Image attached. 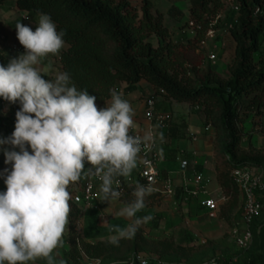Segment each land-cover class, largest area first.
I'll return each mask as SVG.
<instances>
[{"label":"clouds","instance_id":"9594fccd","mask_svg":"<svg viewBox=\"0 0 264 264\" xmlns=\"http://www.w3.org/2000/svg\"><path fill=\"white\" fill-rule=\"evenodd\" d=\"M15 29L25 52L7 66L0 64V98L21 105L14 131L0 137L4 163L11 165L0 172L6 185L0 192V264H34L39 259L57 264L53 253L63 244L71 212L68 189L79 182L86 163L102 181L103 199H119L122 192L112 187L114 178L131 175L142 143L151 137L131 134L134 111L115 91L111 104L98 108L96 97L78 90L69 73L54 80L41 75L37 67L41 58L56 55L65 46L66 33L57 31L50 15L41 13L34 31L21 22ZM154 191L151 183L136 184L134 199L117 213L130 223L110 229L116 233L111 243L133 238L151 219L136 214Z\"/></svg>","mask_w":264,"mask_h":264},{"label":"trees","instance_id":"16d2710c","mask_svg":"<svg viewBox=\"0 0 264 264\" xmlns=\"http://www.w3.org/2000/svg\"><path fill=\"white\" fill-rule=\"evenodd\" d=\"M6 1L0 0V7ZM238 2V22L230 31L234 55L229 75L221 77L208 69L197 81L189 75L177 53L180 44L172 42L164 14L151 0H142L140 9L129 0H14V5L27 17L50 15L57 31H65L63 39L68 47L58 57L62 72L70 74L71 83L78 90L86 89L95 96L98 108H104L119 83L131 89L144 80L155 92L162 90L167 99L187 102L191 108H197L206 124L223 130L226 138L223 151L231 171L234 167L264 166V161L238 155L243 134L240 125L251 115L264 116V50L261 49L264 0ZM223 7V0H191L186 26L195 35L188 39L190 44L205 38L211 21ZM152 38L157 40V45L152 43ZM0 64L7 66L2 52ZM4 102L9 104V111L0 112V137L12 134L15 113L21 107L19 101L13 104L0 98V105ZM161 131L169 141L185 139V133L173 122L168 130ZM84 178L86 168L81 180ZM114 180L124 186L121 201L130 203L134 199L132 191L140 181L127 185L125 177ZM232 183L238 190L233 180ZM70 204L71 214L78 219L82 209L73 197Z\"/></svg>","mask_w":264,"mask_h":264},{"label":"rangeland","instance_id":"374dc122","mask_svg":"<svg viewBox=\"0 0 264 264\" xmlns=\"http://www.w3.org/2000/svg\"><path fill=\"white\" fill-rule=\"evenodd\" d=\"M5 8L13 12L12 17L17 16L10 0L6 2ZM221 13L222 19L217 23V34L214 40L215 45L220 48L223 44L222 36L227 32L228 18L231 16L226 4ZM168 22L172 30L176 25L172 20ZM179 30L171 32V40L173 43L180 44L177 53L184 60L189 75L195 81L200 80L208 69L216 71L221 77L229 75V66L233 57L230 58L227 66L221 67L220 59L218 61L217 58L213 63L207 57L213 50L212 44L208 49V47H201L199 43L190 44L186 38L180 40ZM0 35H5L4 42L11 50L13 45H17L23 51L20 54L25 52L17 39L15 28H9L1 23ZM151 41L157 45L155 38ZM261 49L264 50V36L261 37ZM46 57L41 58V61ZM154 92L153 87L143 83L139 86V93L135 97L130 99L124 97V99L133 107H138ZM156 98L157 110L171 114L172 122L185 133V140L188 143H193V134L188 132V127L191 125L194 131H197V140L194 142L195 151L201 153L203 157L213 155L205 173L209 178L211 194L218 200L220 206L217 216L215 218L207 216L193 198L180 197L179 185L183 183V177L179 159L189 158L191 153L181 152L175 148L176 143L164 137L160 129L159 149L164 155V160L160 163V171L163 176L170 175L174 179L177 185L176 196L169 199L153 192L146 197V206L136 216L138 218L151 216V219L140 225L133 238L121 239L118 244H113L110 240L116 233L110 229L113 226L123 228L130 223L128 219L117 215L126 204L121 199L105 201L101 190H97V205L104 213L106 220L99 221L94 211L81 213L78 219H74L70 212L63 244L53 253L57 264H60V261L64 264H85L89 259H100L102 264H132L133 257L137 255L148 259L149 264L153 263L152 259H160L167 263L202 264L204 260L217 256L233 260L234 264H264V214L254 224V238L248 247L241 249L234 243L232 230L241 215L242 197L232 183L231 171L224 155L223 146L226 138L223 130L213 124H206L205 119L198 114V109L191 108L187 102H177L160 94L156 95ZM8 111L9 106L2 103L0 112L5 114ZM207 126H210L209 130H206ZM240 127L243 129V134L238 155H248L264 161V116L251 115ZM3 148L19 151V148L13 149L10 145H4ZM29 151H31L30 148ZM4 159V152L0 150V172L5 168L11 169V165H6ZM136 175L135 168L130 176L125 177L126 184L134 185L137 182ZM84 181L85 178L69 186L68 190L72 197L81 194ZM98 186L101 188V185ZM5 190L4 179L0 176V192ZM34 264H46V261L39 259Z\"/></svg>","mask_w":264,"mask_h":264},{"label":"built area","instance_id":"2783aa9c","mask_svg":"<svg viewBox=\"0 0 264 264\" xmlns=\"http://www.w3.org/2000/svg\"><path fill=\"white\" fill-rule=\"evenodd\" d=\"M228 6L231 16L227 22V32L234 28L238 22L240 4L238 0H223ZM23 20L27 16H22ZM222 19L220 12L214 20L211 21L210 27L206 32L205 38L199 42L201 47L208 45L211 42L213 50L207 55L211 62L217 60L215 53L216 45L214 43L217 34V23ZM6 40L5 35H0V41ZM12 50L16 53L23 52L22 49L13 45ZM0 52L2 49L0 48ZM124 99V96L117 91ZM162 95L163 91L150 94L138 107H131L134 111V125L130 130L132 135L144 137L149 135L151 138L141 145V152L137 161L136 180L141 184L151 183L155 189L154 192L161 194L163 197L173 199L177 194V185L174 179L169 176H163L160 171V163L164 160L163 152L159 149V130H168L172 122L170 113L157 110L156 95ZM111 104V98L106 102L104 108ZM210 126L206 127L209 130ZM192 140H197V134L192 135ZM230 160V157H228ZM180 160L181 174L183 183H181L180 197L188 196L193 198L199 208L204 213L215 218L219 212V203L210 188L209 178L205 170L209 165V159L201 156L195 150L191 151L190 158H182ZM91 166L86 163V178L83 183L80 195H75L73 200L82 209V213L94 211L99 221L106 220L104 213L97 205L98 195L97 187L102 184V181L89 172ZM231 177L237 186L242 197V211L239 220L235 223L232 230L234 243L238 248L248 247L254 238V223L264 213V166L250 167L244 166L241 168H232ZM112 187L124 193L125 189L119 180H113ZM120 199V198H119ZM139 264H149L150 261L139 255L133 257L134 262ZM152 264H188L186 262L167 263L160 259H152ZM85 264H102L100 259H89ZM202 264H234L233 260L224 259L223 257H210L203 261Z\"/></svg>","mask_w":264,"mask_h":264},{"label":"crops","instance_id":"0c3cea01","mask_svg":"<svg viewBox=\"0 0 264 264\" xmlns=\"http://www.w3.org/2000/svg\"><path fill=\"white\" fill-rule=\"evenodd\" d=\"M129 1L134 7L140 9L142 0H129ZM151 1L154 7L164 14L165 23L167 26H168L167 23H169L168 20H172L175 23L176 26H174L173 27L174 29L172 28V30L171 27L168 26L171 32L180 29L178 32L180 34V36L178 37L180 38V40H184L185 38L191 39L194 37L195 35L194 30L189 26H186L189 17V8L191 7V0H151ZM182 1L184 4L181 3ZM6 2L0 7V25L1 23H4L9 28H15L16 24L18 22H21L31 27L34 31L39 21V15L28 16L26 20H23L22 16L26 15V13L24 11L18 10L14 5V0H10L15 13L17 14L16 17H12L13 12L8 11L7 8H5ZM222 37H223L222 40L223 44L221 45L222 47L220 48L216 45L215 52L218 61L219 59L221 60L219 61L220 62L219 66L224 67L230 63V58H232L234 55V42L231 38V34L228 32H226L225 35H223ZM173 38L174 37H172V39ZM210 44L211 42H208V45L205 46V48L208 47V49H210L211 48ZM67 47L68 45L65 43V46L60 50V52L66 50ZM0 48L2 49V54L5 58L6 65L8 64L10 59L16 58L20 55V53H16L13 50H11L10 47L7 46L5 42L0 41ZM60 52L56 55L49 54L46 57V59L42 61L40 60L39 65H37V67L40 69L41 75L44 76L45 79L54 80L58 74L62 73L61 64L58 60ZM143 83H147V82L142 80L131 89H128L125 83H119L116 86V89L122 95L124 94V97L126 99H130L131 97H135L139 93V86L142 85ZM6 104L9 106L8 103ZM188 132H191V134H197V131H194V127L191 125L188 127ZM174 142L176 143L175 148H178L181 152L191 153V151L195 150V143H194L195 141H193V143H188L187 140L181 139V140H176ZM198 154L202 156L201 153ZM205 154H209V153H205ZM212 156L213 155H211L210 157L209 156L205 157L209 159V165L207 166V168L211 164V159L213 158ZM99 188L100 187L98 186L97 190H100Z\"/></svg>","mask_w":264,"mask_h":264}]
</instances>
